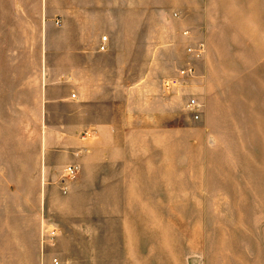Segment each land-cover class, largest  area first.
<instances>
[{"label":"rangeland","instance_id":"obj_1","mask_svg":"<svg viewBox=\"0 0 264 264\" xmlns=\"http://www.w3.org/2000/svg\"><path fill=\"white\" fill-rule=\"evenodd\" d=\"M209 1L204 56L190 58L185 49L166 54L175 66L162 86L191 64L193 72L179 87L163 88L164 113L157 108L154 121L172 135L157 130L151 147L139 148L140 156H151L149 167L140 166L134 179L110 170L100 179L99 167L81 172L69 165L49 179L45 213L62 234L52 228L51 239L44 228L42 245L61 264H122L126 227L120 222L132 212L121 207L132 199L155 208L134 212L139 222L127 226L135 234L133 251L148 253L136 259L140 264H264V0ZM192 98L202 105L199 118L187 106ZM14 133L0 126V219L20 217L11 215L20 195L5 194L6 188L33 192L41 184L15 153ZM131 187L135 194L123 193ZM84 221L91 229L87 242L77 227Z\"/></svg>","mask_w":264,"mask_h":264},{"label":"crops","instance_id":"obj_2","mask_svg":"<svg viewBox=\"0 0 264 264\" xmlns=\"http://www.w3.org/2000/svg\"><path fill=\"white\" fill-rule=\"evenodd\" d=\"M210 11L209 0H0V126L15 131V153L41 181L33 192L6 188L20 195L11 210L20 217L0 219V264H51L58 256L42 245L44 228L62 234L45 213L43 194L67 166L99 167L100 179L108 170L134 179L140 166L149 167L151 156L139 148L151 147L157 130L172 135L154 121L164 113V73L175 66L166 54L200 44L206 50ZM130 189L123 193L135 194ZM151 209L134 199L122 204L132 212L120 222L122 264H140L148 254L133 251L127 226L139 222L134 212ZM77 227L87 242L90 226Z\"/></svg>","mask_w":264,"mask_h":264},{"label":"built area","instance_id":"obj_3","mask_svg":"<svg viewBox=\"0 0 264 264\" xmlns=\"http://www.w3.org/2000/svg\"><path fill=\"white\" fill-rule=\"evenodd\" d=\"M59 23V22H57ZM103 41H106L107 40V37L104 36L102 38ZM107 49V46L106 44H102L100 46V50H106ZM194 59H198V58H201V56L204 54V47L202 44L198 45V47H189L188 50H187ZM193 72V65H189L187 69H183V70H179V76L180 77H175V78H169L167 80L164 81L163 83V88L165 91H168V90H173L177 87H179V85L181 84V78L184 77L185 75H189V74H192ZM187 106L188 108H190V110H192L194 113H195V116L197 118H199V114H200V111H201V103L197 101L196 98H192L188 101L187 103ZM69 173L70 174H73L74 173V169L73 167H70L69 169ZM45 234L47 237L49 238H53L54 235L56 234V229H51V230H45ZM43 242L42 243H47V239H42ZM51 264H61V260L54 256L52 258V262Z\"/></svg>","mask_w":264,"mask_h":264}]
</instances>
